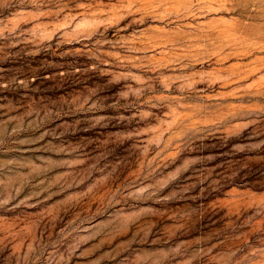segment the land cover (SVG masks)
<instances>
[{"label":"rangeland","instance_id":"obj_1","mask_svg":"<svg viewBox=\"0 0 264 264\" xmlns=\"http://www.w3.org/2000/svg\"><path fill=\"white\" fill-rule=\"evenodd\" d=\"M0 264H264V0H0Z\"/></svg>","mask_w":264,"mask_h":264}]
</instances>
